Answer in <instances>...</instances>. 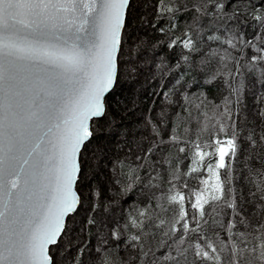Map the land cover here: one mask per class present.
<instances>
[{
	"label": "snow or ice",
	"instance_id": "6c2138e0",
	"mask_svg": "<svg viewBox=\"0 0 264 264\" xmlns=\"http://www.w3.org/2000/svg\"><path fill=\"white\" fill-rule=\"evenodd\" d=\"M0 264H264V0H0Z\"/></svg>",
	"mask_w": 264,
	"mask_h": 264
},
{
	"label": "trees",
	"instance_id": "16d2710c",
	"mask_svg": "<svg viewBox=\"0 0 264 264\" xmlns=\"http://www.w3.org/2000/svg\"><path fill=\"white\" fill-rule=\"evenodd\" d=\"M144 32H146L150 36L151 35H157L156 33H153L151 31V29H149V28H145L144 30H142V34ZM162 51H164L165 55L167 56V58L170 62H175V60L177 58L178 49L175 51H171V52H169L167 49H162ZM171 79H172V77H167V79L165 80L164 85H163L164 88L168 87V82ZM160 87H161V85L159 83V80H157L156 82H150L147 86L141 88L140 94H139V101H138L139 106L130 115L129 122H137L140 119H142L143 114L147 113L149 105L155 106L153 109V114L155 113V109L161 106L162 92L157 94V92L153 91V89L154 88L159 89ZM207 94H208V97L210 99L215 98L217 102H218L219 97L221 95V93H219L217 91V89L215 87H212V86H209L207 88ZM245 101H246V104H247L249 111H251V109L256 107V103L254 102V98L252 96L246 94ZM186 167H187V161H185L182 164V168H186ZM107 185H108V181L105 180L103 182V185H102L104 188L105 194H107V192H106ZM113 187L115 188V185H113ZM122 201H123L125 206H128L132 201V196L122 197ZM91 243L93 246H95V243H96L95 238L92 239ZM121 255H123V252H121Z\"/></svg>",
	"mask_w": 264,
	"mask_h": 264
}]
</instances>
